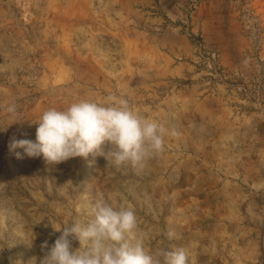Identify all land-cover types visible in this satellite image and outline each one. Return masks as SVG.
<instances>
[{"label": "rangeland", "instance_id": "obj_1", "mask_svg": "<svg viewBox=\"0 0 264 264\" xmlns=\"http://www.w3.org/2000/svg\"><path fill=\"white\" fill-rule=\"evenodd\" d=\"M109 95L168 130L143 168L9 150L47 109ZM101 197L146 250L264 264V0H0V264H40Z\"/></svg>", "mask_w": 264, "mask_h": 264}, {"label": "clouds", "instance_id": "obj_2", "mask_svg": "<svg viewBox=\"0 0 264 264\" xmlns=\"http://www.w3.org/2000/svg\"><path fill=\"white\" fill-rule=\"evenodd\" d=\"M7 112L14 114L15 104ZM36 124L35 140L12 138L9 150L23 149L26 156H42L46 165L54 166L75 157L87 160L100 155L115 166L143 168L146 160L163 150L168 132L162 124L139 115L127 99L115 95L102 103L85 99L64 109L49 108ZM71 222V226L53 227L61 235L51 247L48 241L40 245L44 252L40 264H188L183 247L146 250L137 234L135 211L124 205L114 207L102 197L91 204L86 220ZM70 237L79 241L78 248L72 247ZM34 239L35 235L25 244L31 248ZM35 260L33 257L32 264Z\"/></svg>", "mask_w": 264, "mask_h": 264}]
</instances>
